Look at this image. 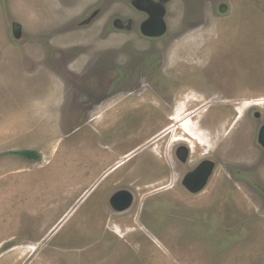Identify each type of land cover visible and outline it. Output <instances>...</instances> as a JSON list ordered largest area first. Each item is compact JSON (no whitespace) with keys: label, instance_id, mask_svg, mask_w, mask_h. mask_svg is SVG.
I'll list each match as a JSON object with an SVG mask.
<instances>
[{"label":"rangeland","instance_id":"1","mask_svg":"<svg viewBox=\"0 0 264 264\" xmlns=\"http://www.w3.org/2000/svg\"><path fill=\"white\" fill-rule=\"evenodd\" d=\"M132 1L0 0V264H264L261 122L245 107L264 99V0H171L154 38ZM191 102L205 145L165 136ZM7 128L40 159L5 154ZM204 159L214 175L190 194L181 178ZM119 189L135 206L111 215Z\"/></svg>","mask_w":264,"mask_h":264},{"label":"water","instance_id":"2","mask_svg":"<svg viewBox=\"0 0 264 264\" xmlns=\"http://www.w3.org/2000/svg\"><path fill=\"white\" fill-rule=\"evenodd\" d=\"M141 0H133L132 4L135 8L141 12H145L148 14L147 20L141 25V33L143 36L148 38L154 37H162L168 31V26L166 23V15H167V7L166 5L171 0H149L150 6L149 7H142L139 5ZM114 26L116 29L124 30V31H131L135 26V22L130 19L126 22H122L120 20L115 21ZM260 143L264 146V129L260 136ZM185 151V157L182 158L184 163L187 162L190 156L191 150L188 147H182ZM215 171V163L211 160H204L198 167L189 174L185 181L184 185L187 186V183L197 174L206 172V180L204 184L198 189V191L202 190L207 186V183L210 177L213 175ZM110 201L109 205L113 209L115 213H125L130 211L131 207L133 206V202L135 201V196L132 192L126 189H119L112 193L108 199Z\"/></svg>","mask_w":264,"mask_h":264},{"label":"flooded vegetation","instance_id":"3","mask_svg":"<svg viewBox=\"0 0 264 264\" xmlns=\"http://www.w3.org/2000/svg\"><path fill=\"white\" fill-rule=\"evenodd\" d=\"M157 1V0H156ZM139 5L140 6H142V7H149L150 6V1L149 0H141L140 2H139ZM143 13H145V12H143ZM146 15L148 16V14L146 13ZM189 83H191V82H189ZM193 84H194V82H193ZM258 101V100H257ZM257 101H254V104L253 105H251L252 106V108H254V109H256V110H253V112L252 113H250V115H249V121L252 119L253 121H252V123H251V127H254L255 128V121H260L261 122V125L258 127V129H256L255 128V130H254V132H253V136L255 135V133H256V135H257V139H256V141H257V144H258V146L260 147V148H262L263 150H264V146L260 143V136H261V134H262V131H263V129H264V112L263 111H261L262 109H264V108H262V107H260V106H263V105H257V104H255V102H257ZM206 105L204 104V103H201L200 105H196V103L195 102H191L190 104H189V108H187V113H192V112H194L195 114H197V115H195V116H198L199 115V117H201L202 116V113H203V110H204V107H205ZM193 108H194V110H193ZM199 109V110H198ZM193 110V111H192ZM186 111V110H185ZM190 111H192V112H190ZM237 113H238V111H237V109H236V115H237ZM194 116V117H195ZM172 118H173V116H172ZM171 118V119H172ZM166 134V135H165ZM164 135L165 136H169L170 134H169V132H167V133H165ZM164 137V136H163ZM253 141V140H252ZM189 142V141H188ZM186 145H179L176 149H174L173 150V152H174V156H175V158L181 163V164H183V165H187L188 164V162H189V160H187V162L186 163H184L183 161H182V158H184L185 157V151H184V149H182V147H185ZM253 147H255V145H253ZM191 154V153H190ZM190 157V156H189ZM261 157H264V156H261ZM206 160H210V159H206ZM204 161V160H203ZM203 161H201L199 164H201ZM212 161V160H211ZM214 162V161H213ZM215 163V162H214ZM198 164V165H199ZM198 165L197 166H195L194 168H188L187 169V171L185 172V174H184V176L181 178V181H180V185H181V187L186 191V192H188V193H190V194H193V195H198V194H200V193H202V192H204L205 191V189L208 187V184H209V182H210V179H212V177H213V175H214V173H213V175L210 177V179H209V181H208V183H207V186H205V188H203L202 190H200V191H198V189H200V187L204 184V182H205V180H206V178H205V176H206V172H202V173H197L188 183H187V186H185L183 183H184V181H185V179H186V177L189 175V174H191V172L193 171V170H195L197 167H198ZM261 167V166H260ZM215 169H216V163H215ZM136 201V200H135ZM135 201L133 202V206L131 207V209L135 206ZM110 201H107V208H108V210L111 212L110 214L111 215H122V214H124V213H115L114 211H113V209L111 208V206L109 205L110 203H109ZM130 209V210H131ZM126 213V212H125Z\"/></svg>","mask_w":264,"mask_h":264},{"label":"bare ground","instance_id":"4","mask_svg":"<svg viewBox=\"0 0 264 264\" xmlns=\"http://www.w3.org/2000/svg\"><path fill=\"white\" fill-rule=\"evenodd\" d=\"M253 104H254L253 101L246 102V104H245L246 106L245 107H249V106H251ZM255 104H257V105H263L264 104V99H262V100L259 99L257 102H255ZM184 105L179 106V108L176 110V113L173 115V118H172L173 124H172L171 127L168 128V130L166 131V133L169 132V134L171 135L172 133H174L175 128H177V129L182 130V132H184L188 136H190L191 139L192 140H195L198 144L205 145L206 143L204 141V138L201 136L200 133H198V129L194 125V121L192 122V117L193 118H196L195 115H197V114H195L194 112H192L190 114L187 113V112H185ZM175 137L176 136L174 135V137L171 138L173 140V142H178V141L180 142L181 140L183 141V139H176ZM189 143L192 146V143L193 142L192 141H189Z\"/></svg>","mask_w":264,"mask_h":264},{"label":"trees","instance_id":"5","mask_svg":"<svg viewBox=\"0 0 264 264\" xmlns=\"http://www.w3.org/2000/svg\"><path fill=\"white\" fill-rule=\"evenodd\" d=\"M14 155L18 156H24L25 158L31 159V160H39L40 156L38 153L32 152V151H20V152H15Z\"/></svg>","mask_w":264,"mask_h":264},{"label":"crops","instance_id":"6","mask_svg":"<svg viewBox=\"0 0 264 264\" xmlns=\"http://www.w3.org/2000/svg\"><path fill=\"white\" fill-rule=\"evenodd\" d=\"M10 133H12V131L10 132V129L7 128V140L2 139V141L4 142V144L2 145V147L4 148V150H6V149L8 150V152H5V154L9 153L10 155L14 156V153H15L14 151L15 150H13V149H15V147L14 148H9V145H8V143H9L8 134H10ZM10 149L13 150V151H11Z\"/></svg>","mask_w":264,"mask_h":264},{"label":"clouds","instance_id":"7","mask_svg":"<svg viewBox=\"0 0 264 264\" xmlns=\"http://www.w3.org/2000/svg\"><path fill=\"white\" fill-rule=\"evenodd\" d=\"M189 139V138H188ZM185 147H187V146H185ZM190 150H191V148H190V146L188 147ZM191 153V152H190ZM31 160V159H30ZM204 160H206V159H204ZM32 161V160H31Z\"/></svg>","mask_w":264,"mask_h":264}]
</instances>
